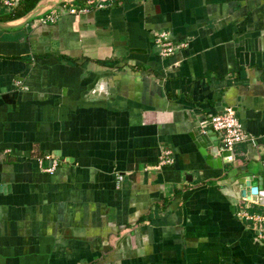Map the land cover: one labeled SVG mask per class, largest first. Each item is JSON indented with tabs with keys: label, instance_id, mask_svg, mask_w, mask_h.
I'll list each match as a JSON object with an SVG mask.
<instances>
[{
	"label": "crops",
	"instance_id": "obj_1",
	"mask_svg": "<svg viewBox=\"0 0 264 264\" xmlns=\"http://www.w3.org/2000/svg\"><path fill=\"white\" fill-rule=\"evenodd\" d=\"M159 30L184 46L162 56ZM226 106L249 140L218 166L190 133ZM247 176L264 185V0H119L0 28V264H264L237 215L264 214Z\"/></svg>",
	"mask_w": 264,
	"mask_h": 264
},
{
	"label": "built area",
	"instance_id": "obj_2",
	"mask_svg": "<svg viewBox=\"0 0 264 264\" xmlns=\"http://www.w3.org/2000/svg\"><path fill=\"white\" fill-rule=\"evenodd\" d=\"M119 0H82V2L76 4L73 2H64L58 6H54L42 15L38 16L41 23H52L57 20L61 12H67L72 16H79L87 14L94 9H105L110 7ZM19 2V0H0V5L7 9H11ZM153 43L158 48L159 54L162 56H170L174 52L184 46V42H174L171 40L170 33L167 30H159L154 33ZM19 83V82H18ZM207 124L218 133L219 144L217 150L219 152L229 151L230 157H232L234 148L237 144L243 143L249 140L247 132L236 115L232 107L226 106L222 111L209 116ZM48 160L49 165L45 166L44 161ZM172 162L170 157V151L164 150L158 158L155 168H161ZM38 164L42 171L52 173L58 165V160L54 155L45 154L38 158ZM119 179L122 176H118ZM246 200V199H244ZM247 203H243L242 209L237 212V215L244 218L253 226L254 234L259 242L264 243V214L258 212H251L247 210Z\"/></svg>",
	"mask_w": 264,
	"mask_h": 264
},
{
	"label": "water",
	"instance_id": "obj_3",
	"mask_svg": "<svg viewBox=\"0 0 264 264\" xmlns=\"http://www.w3.org/2000/svg\"><path fill=\"white\" fill-rule=\"evenodd\" d=\"M67 1L71 0H39L35 6L23 16L11 20H0V28L7 29L23 26L34 18L42 15L53 6ZM190 135L192 136L199 152L205 155L207 159L213 160L212 163H217L218 166H221L222 160H231L229 151L220 152L218 157H216L212 152H207V148L209 147L217 150L218 141L215 131L206 130L199 132L198 129L195 128L192 130ZM211 135H213V139H211ZM237 183L241 185L240 197L246 200H253L258 203H264V185L262 177H242L238 179Z\"/></svg>",
	"mask_w": 264,
	"mask_h": 264
},
{
	"label": "trees",
	"instance_id": "obj_4",
	"mask_svg": "<svg viewBox=\"0 0 264 264\" xmlns=\"http://www.w3.org/2000/svg\"><path fill=\"white\" fill-rule=\"evenodd\" d=\"M39 0H19V2L0 19H15L23 16L30 9H32Z\"/></svg>",
	"mask_w": 264,
	"mask_h": 264
}]
</instances>
